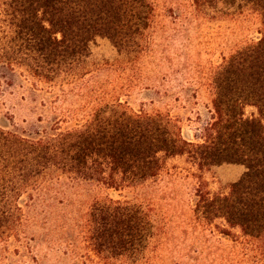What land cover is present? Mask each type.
Returning a JSON list of instances; mask_svg holds the SVG:
<instances>
[{
  "label": "trees",
  "instance_id": "obj_1",
  "mask_svg": "<svg viewBox=\"0 0 264 264\" xmlns=\"http://www.w3.org/2000/svg\"><path fill=\"white\" fill-rule=\"evenodd\" d=\"M243 4L260 14L261 37L216 73L214 118L194 140L167 115L103 100L83 108L85 117L73 127L53 119L25 135L0 125V222L14 217L22 198L43 201L67 181L124 191L158 177L166 159L187 157L200 171L245 167L226 195H199L196 212L207 223L223 220L264 251V0H195L199 11ZM154 13L150 0H0V90L17 78L76 84L90 74L98 38L135 53ZM247 107L257 114L247 117ZM88 223L97 254L128 256L135 264L154 236L149 212L128 199L96 203Z\"/></svg>",
  "mask_w": 264,
  "mask_h": 264
},
{
  "label": "rangeland",
  "instance_id": "obj_2",
  "mask_svg": "<svg viewBox=\"0 0 264 264\" xmlns=\"http://www.w3.org/2000/svg\"><path fill=\"white\" fill-rule=\"evenodd\" d=\"M155 13L140 49L120 52L108 39L91 45L90 74L57 86L17 78L0 90V125L31 135L53 119L73 127L86 106L103 100L131 111L169 116L194 140L213 121V79L225 61L261 37V16L246 4L199 11L195 0H150ZM247 117L257 114L252 107ZM246 169L223 164L200 171L187 157L165 160L158 177L124 191L97 181H67L43 201L19 203L0 222V264H135L131 257L97 254L89 214L108 199L142 205L154 236L138 264H264V251L223 220L196 212L199 195H226ZM229 231V234H225Z\"/></svg>",
  "mask_w": 264,
  "mask_h": 264
}]
</instances>
